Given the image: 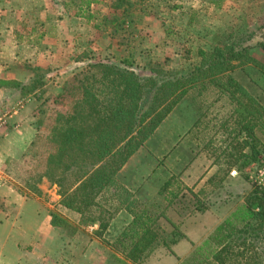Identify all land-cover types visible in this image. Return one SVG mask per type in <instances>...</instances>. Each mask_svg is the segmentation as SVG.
<instances>
[{"label":"rangeland","instance_id":"obj_1","mask_svg":"<svg viewBox=\"0 0 264 264\" xmlns=\"http://www.w3.org/2000/svg\"><path fill=\"white\" fill-rule=\"evenodd\" d=\"M254 2L219 7L226 18L235 16L239 21L207 38L199 36L202 23L185 24L189 15L197 17L192 11L198 6L181 0H45L31 12L17 6L5 10L9 20L0 23V29L9 34L0 38V48L4 47L0 50L8 57L10 51L17 52L28 63L36 59L33 51L58 45L60 66L50 77L63 80L62 92L57 101L37 104L33 122L40 142L16 154L4 171L9 177L6 185L25 191L31 206L50 216V223L41 228L50 243L45 249L48 264H58L54 242L60 238L68 240L61 255L71 258L72 264H264V227L259 221L245 226L239 213L255 189H264V75L252 63L213 81L196 82L119 171L117 183L129 190L137 208L144 207L154 219L151 231L156 246L145 257L129 260L116 243L132 218L121 210L112 212L116 198L105 204L113 215L109 219L106 214L108 224L103 230L98 228L101 220L85 222L78 211L65 207L58 186L42 176L47 156L44 141L53 135L57 115L80 97L77 86L92 65L128 61L140 76L158 70L187 73L200 63L204 49L223 43L228 35L238 38L257 30L247 28L245 22L248 11L262 10ZM38 12L46 15V21ZM217 13V20L226 19ZM250 55L264 65V50ZM34 73L35 77L41 74L40 70ZM252 123L258 125L250 140L244 127ZM170 178L171 185L164 188ZM176 190L172 200L165 198ZM119 194L126 196L121 190ZM200 203L204 211L195 210ZM60 209L67 211L61 217ZM93 213L98 215L100 210ZM26 218L31 219L28 214ZM226 219L230 223L215 233Z\"/></svg>","mask_w":264,"mask_h":264},{"label":"trees","instance_id":"obj_2","mask_svg":"<svg viewBox=\"0 0 264 264\" xmlns=\"http://www.w3.org/2000/svg\"><path fill=\"white\" fill-rule=\"evenodd\" d=\"M256 31H261L260 37ZM256 31L238 38L229 35L228 40L210 52L201 51L200 63L183 74L158 70L140 76L128 61H123V65L95 63L77 86L80 97L70 100L66 111L55 118L53 135L44 141L47 156L42 176L58 186L65 207L78 211L85 222L95 224L101 220L100 229L107 227L106 214L109 219L119 210L131 214L116 242L127 259L139 260L156 246L151 231L154 219L144 207L137 208L129 190L117 183L119 171L196 82L213 81L237 66L250 63L259 66L264 75V65L249 53L250 42L264 50V24ZM235 84L238 90L242 89ZM257 125L244 127L250 140ZM38 140L37 137L33 143ZM171 179L164 188L171 185ZM120 190L126 196L122 197ZM177 193L178 190L172 191L165 198L172 200ZM113 198L118 204L111 213L105 204ZM205 209L202 203L196 204L195 210ZM98 210L100 213L94 215ZM239 213L245 226L250 221H259L264 227V189H255ZM229 223L226 219L216 227L215 233Z\"/></svg>","mask_w":264,"mask_h":264},{"label":"crops","instance_id":"obj_3","mask_svg":"<svg viewBox=\"0 0 264 264\" xmlns=\"http://www.w3.org/2000/svg\"><path fill=\"white\" fill-rule=\"evenodd\" d=\"M11 1L13 0H0V23H6L9 20L5 10L10 9L11 6L23 7L31 12L34 7L39 8L41 4L45 3V0H14L13 2H17L15 4L10 3ZM181 1H183V4L198 6L197 8L194 7L196 9L192 11L194 14L196 10L197 17L196 15H189L188 18L184 19L185 24L191 25L196 21L202 23L200 29L198 28V30H201L199 36L207 38L214 36L215 30L226 26L228 28L232 26L233 22L237 24L239 21L235 16L231 18L229 15L226 18L225 12L220 10L219 7L222 6L223 9H226V7L242 3L244 0ZM256 3L262 6V10L258 13L253 10L247 12L245 16L247 28H250V26L259 27L264 24V0H255L252 4ZM38 11L40 10L38 9ZM21 13L23 12L21 11ZM215 13L224 16L226 19L222 20L220 17L221 19L217 20ZM38 16L46 21L45 14L42 15L38 12ZM192 19L196 20L193 21ZM193 26L195 27V24ZM8 34V30L0 29V38L6 37ZM39 36L45 37L42 32ZM50 36L55 38V35ZM54 42H57V39ZM217 44L212 46L214 47ZM56 46L58 45H49L48 50L43 48L39 51H33L32 54L36 59L27 61L28 63L23 61L21 56L17 55V52L10 51L11 54L8 57L7 54L5 55L1 51L4 50V47L0 48V115L5 112L10 113L6 118V122L0 127V264H48L49 257L46 255L45 249L50 243L48 244L45 236L42 237L41 228L45 227L46 222L50 223V216H47L49 214L46 211L39 212L35 209L38 207L31 206L30 201L24 195L25 191L21 190L19 192L6 185L9 177L5 175L4 171L8 161L15 159L16 154L20 151L23 152L30 146L37 135L38 128L33 122L34 110L37 104L39 105L47 99L57 101L59 94L62 92L63 80L58 79L56 75L50 77V74L60 66L57 63L59 55ZM211 47L204 49L203 52H210L213 48ZM249 47V53L252 55L254 52L263 51L260 47L254 46L253 43H250ZM35 70H40L39 77H35ZM59 208L62 207L59 206ZM59 211L62 213L59 214L60 217L67 212H64L63 209ZM120 213H124L123 210ZM27 214L31 219L26 218ZM30 222L31 226L29 225ZM50 227L52 228L51 225ZM69 240L73 244L72 240ZM67 242L68 240L62 238L54 242L57 247L55 255L58 264H68L67 260L72 264L71 258L64 257L63 259L61 255ZM37 246H41L42 250L39 251ZM36 251L37 253L34 254Z\"/></svg>","mask_w":264,"mask_h":264},{"label":"built area","instance_id":"obj_4","mask_svg":"<svg viewBox=\"0 0 264 264\" xmlns=\"http://www.w3.org/2000/svg\"><path fill=\"white\" fill-rule=\"evenodd\" d=\"M7 113H5V114H2L1 116H0V127L6 122V118H7Z\"/></svg>","mask_w":264,"mask_h":264}]
</instances>
